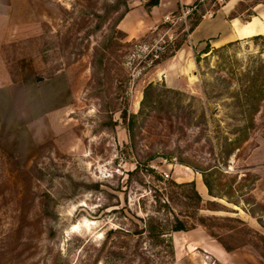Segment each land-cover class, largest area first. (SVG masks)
I'll list each match as a JSON object with an SVG mask.
<instances>
[{"label": "rangeland", "instance_id": "obj_1", "mask_svg": "<svg viewBox=\"0 0 264 264\" xmlns=\"http://www.w3.org/2000/svg\"><path fill=\"white\" fill-rule=\"evenodd\" d=\"M131 9L134 38L117 27ZM262 11L0 0V264H221L220 242L239 246L231 264H264V101L239 131L264 33L212 44ZM216 19L223 29L189 40ZM171 208L187 231L171 232Z\"/></svg>", "mask_w": 264, "mask_h": 264}, {"label": "crops", "instance_id": "obj_2", "mask_svg": "<svg viewBox=\"0 0 264 264\" xmlns=\"http://www.w3.org/2000/svg\"><path fill=\"white\" fill-rule=\"evenodd\" d=\"M228 7V6H227ZM227 7L224 9L226 10ZM138 9H131L126 11L123 16L120 18L117 27L125 32L128 36L134 38L137 37L140 33L137 32V15ZM263 12V11H262ZM261 12V13H262ZM259 13V17H253L251 20L242 23L238 18H233L231 20L230 32L227 34H222L221 36L213 40V45L218 46L225 42L248 39L256 35H261L264 33V12L263 14ZM152 14V11H150ZM145 20L140 21L142 25L145 24ZM152 26V23L145 24V30H149ZM206 28V31L209 33L207 36L211 37L215 32H219L225 26V23L221 19H216L212 22H205L204 20L195 27V29L189 34V40L196 38L199 34V29L201 27ZM218 34V33H217ZM217 253V254H216ZM232 251H226L221 245L216 248L215 253L211 255L221 264H231Z\"/></svg>", "mask_w": 264, "mask_h": 264}, {"label": "trees", "instance_id": "obj_3", "mask_svg": "<svg viewBox=\"0 0 264 264\" xmlns=\"http://www.w3.org/2000/svg\"><path fill=\"white\" fill-rule=\"evenodd\" d=\"M197 25H198V22L190 30V33L195 29ZM259 101L260 102L264 101V79H259L257 74H253L247 82V86L244 92V99L242 100V103L246 104V107L242 110L244 113V124H243V128H240L239 131L248 129L249 126H247V124L253 125L255 115L259 112V106L255 108V104ZM249 114H250V117H249ZM229 142H233V141H229ZM238 148H239L238 146H235L232 149V152ZM232 152L230 151L228 155H231ZM203 184L206 186L207 192L209 193V195H213L211 185L206 179L205 175L203 177ZM193 194L195 198L198 200V202L202 201V197H201L202 195L198 191L196 186L193 188ZM163 203L165 205H169L168 200L164 201ZM169 219L172 221V224H170V228H169L171 232L187 231V226L180 219L175 209H172L169 212ZM151 230L156 231V228H153ZM220 244L228 252L239 247L238 245H236L235 247H229L225 245L223 242H220ZM243 246H245V244Z\"/></svg>", "mask_w": 264, "mask_h": 264}, {"label": "bare ground", "instance_id": "obj_4", "mask_svg": "<svg viewBox=\"0 0 264 264\" xmlns=\"http://www.w3.org/2000/svg\"><path fill=\"white\" fill-rule=\"evenodd\" d=\"M198 188L200 191L204 192L205 191V186L202 184L201 180L199 179V185H198Z\"/></svg>", "mask_w": 264, "mask_h": 264}]
</instances>
